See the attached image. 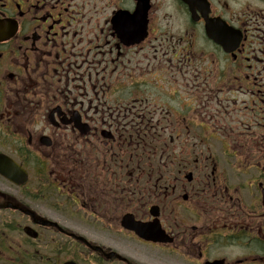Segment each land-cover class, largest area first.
I'll return each mask as SVG.
<instances>
[{"label":"flooded vegetation","instance_id":"obj_1","mask_svg":"<svg viewBox=\"0 0 264 264\" xmlns=\"http://www.w3.org/2000/svg\"><path fill=\"white\" fill-rule=\"evenodd\" d=\"M0 264H264V0H0Z\"/></svg>","mask_w":264,"mask_h":264}]
</instances>
